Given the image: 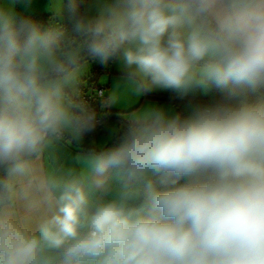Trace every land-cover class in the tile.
Returning a JSON list of instances; mask_svg holds the SVG:
<instances>
[{"label": "clouds", "instance_id": "clouds-1", "mask_svg": "<svg viewBox=\"0 0 264 264\" xmlns=\"http://www.w3.org/2000/svg\"><path fill=\"white\" fill-rule=\"evenodd\" d=\"M69 12L70 33L0 5V264H264V0ZM86 56L126 70L109 105L154 89L225 102L133 112L110 147L65 167L56 150L98 123L76 98Z\"/></svg>", "mask_w": 264, "mask_h": 264}, {"label": "rangeland", "instance_id": "rangeland-1", "mask_svg": "<svg viewBox=\"0 0 264 264\" xmlns=\"http://www.w3.org/2000/svg\"><path fill=\"white\" fill-rule=\"evenodd\" d=\"M56 24H59L62 28L65 29L66 32H71L74 27V20H71L70 22H55ZM78 42L72 38L71 36H68L65 40L64 49L66 51H70L71 49L77 47ZM115 61V63H113ZM84 67L78 77L77 83L75 85V91L78 94L76 98L80 97L83 93L87 91V88L93 87L97 83V76H104L101 77L99 80L100 84L106 85V81L109 82L107 89L110 88L109 95L118 87L123 91L125 87V81H126V70L122 64V62L119 59H109L107 62H101L99 59L93 58V57H85L82 61ZM115 66V67H114ZM105 67V72L101 73V68L103 69ZM95 73V77L92 76V74ZM106 89V90H107ZM167 91H170L169 93ZM204 92L202 89H196L194 91L189 92L186 95L178 94L172 90H164L162 89V93H168L171 94V97L176 99L174 101L172 100H166V99H149L145 105L138 104L137 108H134L132 111H125L123 112L122 109H126L125 107H128L129 105H132L133 103L138 101L140 99V96L134 95H125L121 98V100L116 103L112 104L115 112H112V114L119 118H124V116H130L132 112H136L142 109H157L163 111L168 117H174L182 113L184 115V118L187 117V114L192 108V106L196 104H201V97H198V95L203 94H195L198 92ZM217 91H214V93H217ZM186 96V97H183ZM103 102V101H102ZM173 115V116H172ZM106 124L104 125L102 132L97 131L95 134H91V136H96L99 138H102L104 141V131L105 134L109 139L112 137V133H116L118 130L111 131L112 126H116L113 119H106ZM107 140V138H106ZM105 140V141H106ZM87 143H90V140L87 139Z\"/></svg>", "mask_w": 264, "mask_h": 264}, {"label": "crops", "instance_id": "crops-1", "mask_svg": "<svg viewBox=\"0 0 264 264\" xmlns=\"http://www.w3.org/2000/svg\"><path fill=\"white\" fill-rule=\"evenodd\" d=\"M77 2V0H63V5H64V9L62 11V13L60 15H57L55 12V9L53 7L55 0H31L30 4L28 6H25L22 3V0H0V5L3 6H9L12 7L15 14L17 16H33L36 14H44L47 16H50V18H52V20H54L55 22H70L71 20H74L72 15L69 12V5L70 3H74ZM98 5V0H86L84 2V4L82 5V8L80 10V12L78 13L79 15H84V14H95L96 12V8ZM116 60V59H115ZM115 63V61L113 62ZM115 67V66H114ZM101 77L104 78V76H97V82L99 83ZM100 84V83H99ZM103 84V83H102ZM108 86L109 82L106 81V83H104ZM106 86V89H107ZM214 91H217L215 89H211L208 92H198L195 94H203V95H198V97H206V98H211L215 93ZM109 92H110V88L107 89L105 91V99L102 102V107H101V111L99 113V116L102 117L103 122L102 125L100 126V128H98L97 130L93 131L95 134L97 131L102 132V129L104 127V125L106 124V119H113L116 126H112L111 131L113 132V130H119L120 125L122 124H126L127 118L129 116H124V118H119L116 117L112 114V112H115L116 110L112 109L113 105H109L106 103V101H108L109 99ZM170 92V91H167ZM150 93H162V89H154L150 92L144 93L139 95L140 99L135 103H133L132 105H129L128 107H125L126 109H122L123 112L125 111H132L134 108H137L138 104H143L145 105V103H147V101L149 99H155V98H151ZM135 97V95H134ZM80 97L77 98V100H79ZM162 100V99H160ZM116 104V103H115ZM203 107H209L207 104L202 103L201 104H196L194 106H192V108H190L187 116L191 115L192 112L196 109V108H203ZM133 113V112H132ZM173 116V115H172ZM117 132V131H116ZM104 135L106 137H104V141L102 138L96 137V136H91L92 132L89 134H86L83 138L82 141L77 142V141H72L70 144H64L63 146L59 147L56 152H55V156L56 159L58 161V163L64 165L65 167H79V165L77 164L75 157L77 155H80L84 152L89 151L90 148H98L100 145H106V143L110 140L109 137H107V135L105 134L106 132H103ZM114 132L112 133L111 136H113ZM107 138V140H106ZM87 139L90 140V143H87ZM106 140V141H105Z\"/></svg>", "mask_w": 264, "mask_h": 264}, {"label": "trees", "instance_id": "trees-1", "mask_svg": "<svg viewBox=\"0 0 264 264\" xmlns=\"http://www.w3.org/2000/svg\"><path fill=\"white\" fill-rule=\"evenodd\" d=\"M85 1L86 0H77V2H75V5L77 7V12L78 13L80 12V10L82 8V5L84 4ZM18 17H23V18H25L27 20L33 21V22H35V23H37L39 25H42L44 27H47L51 23H55V21L52 20V18H50V16H47V15H44V14H36V15H33V16H29V17H27V16H18ZM94 75H95V73L92 74V76H94ZM168 93H150L149 97L155 98V99L172 100V101L176 100V99L171 97V94H168ZM183 97H186V96H183ZM78 101L81 102L80 98H79ZM201 102L207 104L210 107V106H215L217 104L225 102V98H224L223 94L218 91L217 93H215L209 99L206 98V97H201ZM99 104H100V107H102V102L99 101ZM100 111H101V108H100ZM179 116L181 118H184V115H182V113H180ZM124 127H126V124L120 125L119 130L116 133L113 134V136L110 138V140L106 143L105 146L110 147L113 144V142L115 141V139L119 136V134L123 131ZM93 133L94 132H92V134ZM88 148H90L89 150L93 149L91 147H88Z\"/></svg>", "mask_w": 264, "mask_h": 264}, {"label": "built area", "instance_id": "built-area-1", "mask_svg": "<svg viewBox=\"0 0 264 264\" xmlns=\"http://www.w3.org/2000/svg\"><path fill=\"white\" fill-rule=\"evenodd\" d=\"M101 70V73L105 72V67ZM105 91H106V85L99 84L98 82L93 87L87 88V91L80 95V100L84 104H86L88 107H90L92 110H94L97 113L98 116V123L95 128L97 130L102 125L103 119L99 116L100 112V104L99 101L102 102V100L105 98ZM94 130V131H95Z\"/></svg>", "mask_w": 264, "mask_h": 264}]
</instances>
